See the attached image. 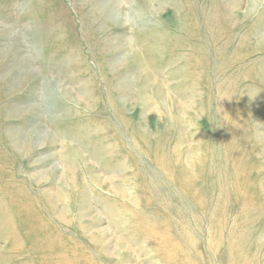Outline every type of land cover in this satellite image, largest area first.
I'll use <instances>...</instances> for the list:
<instances>
[{
	"label": "rangeland",
	"instance_id": "374dc122",
	"mask_svg": "<svg viewBox=\"0 0 264 264\" xmlns=\"http://www.w3.org/2000/svg\"><path fill=\"white\" fill-rule=\"evenodd\" d=\"M0 264H264V0H0Z\"/></svg>",
	"mask_w": 264,
	"mask_h": 264
}]
</instances>
